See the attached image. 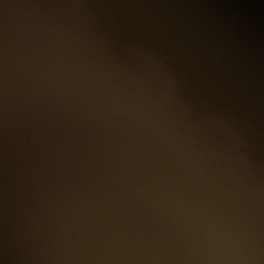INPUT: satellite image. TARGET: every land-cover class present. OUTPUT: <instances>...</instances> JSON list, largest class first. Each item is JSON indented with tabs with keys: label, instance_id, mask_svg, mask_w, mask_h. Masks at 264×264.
<instances>
[{
	"label": "water",
	"instance_id": "95a60500",
	"mask_svg": "<svg viewBox=\"0 0 264 264\" xmlns=\"http://www.w3.org/2000/svg\"><path fill=\"white\" fill-rule=\"evenodd\" d=\"M0 264H264V0H0Z\"/></svg>",
	"mask_w": 264,
	"mask_h": 264
}]
</instances>
